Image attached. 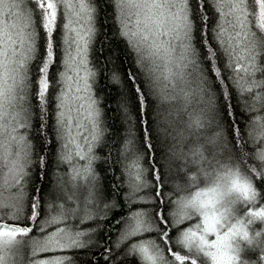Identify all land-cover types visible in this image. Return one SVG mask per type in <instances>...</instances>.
I'll use <instances>...</instances> for the list:
<instances>
[{"label":"snow or ice","instance_id":"6c2138e0","mask_svg":"<svg viewBox=\"0 0 264 264\" xmlns=\"http://www.w3.org/2000/svg\"><path fill=\"white\" fill-rule=\"evenodd\" d=\"M261 113L264 0H0V264H264Z\"/></svg>","mask_w":264,"mask_h":264},{"label":"trees","instance_id":"16d2710c","mask_svg":"<svg viewBox=\"0 0 264 264\" xmlns=\"http://www.w3.org/2000/svg\"><path fill=\"white\" fill-rule=\"evenodd\" d=\"M109 11H111V9H109ZM113 27L114 26L109 22L108 25H107V28H106V30H107V32L109 34V37H111V33L113 31ZM101 41H104V49H105V51H103V52L97 51V53H96V62L103 69L104 75H102L98 79V83L100 85V89L98 90V92H99V94L102 95L103 93L109 92V90H111V94L108 97V99L111 100V99H113L115 97L116 87L106 84V77H107L108 74H110L109 70L112 68V65L111 64H107L106 61H107L108 56L111 54L112 49H115L119 53V57L117 58V61H116V68L120 72H124L125 71L124 54H125L126 45H125L124 41L121 40V39H111L110 38L108 40H105L104 36L101 35L100 38L97 40L96 45H95L97 50H99L100 47H101ZM109 45L111 47H109ZM208 67L210 68L211 65H208ZM221 67H223V63L222 62H221ZM210 75H211V73H210ZM124 79L126 81L127 77L125 76ZM129 87H131V85H129ZM235 96H236V93L233 90L234 102H235ZM255 114L256 113H254V115ZM261 114L264 115V113H261ZM109 115H113V113H110ZM248 119L250 120L251 117H248ZM110 181H111V177L108 178V182H110ZM200 186L203 187V184H201ZM48 190H49V183L46 180L45 181V192H48ZM194 190L195 189H193V191ZM69 194H71V193L69 192ZM80 194L82 196L84 194V190H81ZM49 202H52V201L49 200ZM56 202L59 203V201H56ZM261 206H264V203H262ZM100 208L101 209L103 208V204L100 205ZM254 210H256V209L254 208ZM116 215L119 216L120 212L117 211ZM88 223H91V222H88ZM108 223H111V220H109ZM257 223H259V222H257ZM105 227H106V225H105ZM121 259H122V257H121Z\"/></svg>","mask_w":264,"mask_h":264}]
</instances>
